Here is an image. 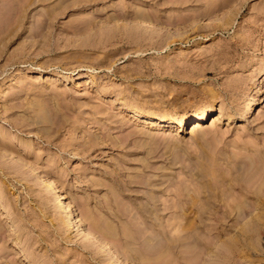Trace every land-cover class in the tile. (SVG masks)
<instances>
[{
	"label": "rangeland",
	"instance_id": "obj_1",
	"mask_svg": "<svg viewBox=\"0 0 264 264\" xmlns=\"http://www.w3.org/2000/svg\"><path fill=\"white\" fill-rule=\"evenodd\" d=\"M28 2L0 0V141L8 148L6 156L0 157L4 165L0 164V199L11 212L7 216L0 209L4 227L0 247H9L4 262L114 264L94 243L101 234L88 220L67 225V212L57 207L54 191L45 184L44 179L50 178L56 190L62 187L63 201L76 197L72 205L76 214L86 207L96 218L114 224L120 237L108 238L107 245L114 244L119 262L134 264L133 252L123 254L119 229L120 220L130 218L119 214L122 205L106 201L113 192L119 193L130 212L152 189L166 214L165 206L175 205L177 197L181 201L184 185L197 186L186 172L187 157L214 154L225 159L230 154L248 155L249 147L251 155L253 150L264 151V78L258 81L264 71V0H98L84 11L81 6L68 7L45 23L44 32L28 31V20L41 7L49 10L54 1L36 0L30 6ZM132 2L144 7L150 25L132 22V13L127 12ZM101 5L105 8L99 12ZM82 12L92 14L89 29L76 25V14ZM110 13H117L118 23L111 21ZM18 16H22L20 23ZM16 70L23 74L16 77ZM210 88L218 96L214 110L199 121L201 132L189 133L197 121L187 120L171 135L156 137L161 145L180 142L181 152L187 154L181 159L183 169L162 168L163 162L153 161L142 146L145 135L133 118L121 113V102L168 115L186 114L208 104ZM35 101L52 107V114L61 115L58 121L50 124L34 116ZM228 205H215L223 221L216 226L229 227L228 232L257 210L247 204L244 216L235 219ZM259 207L262 227L257 248L250 246V234L237 232V245L243 249L234 252L241 257L228 256L225 262L222 254L228 253L219 246L218 264H264V204ZM191 209L186 210L188 216L194 214ZM86 227L93 228L91 238L85 236ZM224 235L220 232L219 240ZM15 236L19 243L12 241Z\"/></svg>",
	"mask_w": 264,
	"mask_h": 264
},
{
	"label": "bare ground",
	"instance_id": "obj_2",
	"mask_svg": "<svg viewBox=\"0 0 264 264\" xmlns=\"http://www.w3.org/2000/svg\"><path fill=\"white\" fill-rule=\"evenodd\" d=\"M35 1L29 0V2H28L29 6ZM41 1H44V0H41ZM53 1H54V3L52 5V7L47 11L44 10L45 8L42 9L43 7L40 8V11H36V10L34 11L33 10L34 13H31L32 14V15H30L31 18H30V20H28V23H29L28 31L32 32L35 29L37 31L42 30V28L46 26L45 25L46 22H48V23L52 22V20L57 15L64 13L68 7H72V6L74 7L75 5H77V6H81V9L84 11L85 8H87L86 6L89 5V7H90L91 5H94V4L96 5L97 4L96 2H98V0H53ZM131 7H132L130 9L131 11H129L127 9V12L132 13L131 15L133 17V19H132L133 23H135V22L147 23L150 25L151 21L148 20L150 18L148 17V15H147L148 13H146V10L144 9V7H141V6L139 7L138 4H134L133 2L131 4ZM104 8H105V6L101 5L97 9V11L102 12V10H104ZM114 9H115V7L113 8V10ZM37 14L41 16V21L37 20L38 19ZM111 14H113V13H110V15ZM116 14L117 13L113 14V17L111 20V21H113V23L119 22V19L116 16ZM76 15H77V18L79 19L78 20L79 22L76 21L77 27L79 29L82 28L83 30L86 28L89 29L90 21L93 19V18H91V15H92L91 12H85L83 14H76ZM20 17L19 16L17 17V22H19V23L22 20V16H20ZM184 20H185V18H184ZM36 21H38V22H36ZM205 24H206V22H205ZM42 31H41V36H43ZM1 32H3L2 29L0 31V34H1ZM39 34H40V32H39ZM46 34H47V32H46ZM41 36H40V38H41ZM0 39H1V37H0ZM21 73L23 74L22 70H16L14 75L16 77H20ZM259 76H262V78L260 80L258 79V81L260 82L264 78V71ZM70 77H72V76L70 75ZM87 78L91 82L95 81L94 76L92 74H88ZM51 79L57 80L58 78L56 76H52ZM30 86H31V83H30ZM208 91L210 93V95H209L210 99H209L208 104L201 105V106H195V108L191 109L192 111L190 110L189 112H187L189 114L186 113L187 115L183 114V113H177L176 115H168L164 112L161 113V112H157V111H151L148 109L144 110V109H140V108H137L135 106H131V105L127 104V102L123 99L122 100L124 102L123 101L121 102L123 105H120L119 108H120L121 113L122 112L125 113L124 114L125 116H128L129 118H133L132 120H134L135 126L138 129V131H141L142 134L144 133L145 139L143 141H141V144H142V146H144L146 148V150H147L146 152L148 154H150V158L153 159V161H160L161 163L163 162L162 164H164V165H162V168H166L169 170H171L172 168H176V167L182 168L181 159L184 157L185 154L181 152L182 149H180L181 147H180V145H178L180 142L178 143V141H176V143H175V141H173L174 142L173 144H171L172 142H168L170 144H167V143L164 144L163 143L164 145H161L156 140V137L159 135L161 136L162 134H163V136H164V134L165 135L167 134V136H168V134L171 135L170 133H172L171 131H172V129H174V127L177 130H179L180 128H183V126L185 125L187 120L188 121H197L196 123H194L190 127L189 133L196 134V132H198V131L201 132V128H200L201 126L199 124V121L201 119H204L205 117H207V115L210 114L214 110L215 98L218 96L214 92V90L213 91L211 90V88ZM0 92H1V89H0ZM37 101H35L36 105L33 103L34 106H33V108L31 107L33 110L32 109L31 110L35 113L34 116H37L38 118H40V120H42V119L48 120L47 123H50L49 121L52 122L54 119L57 120L61 116V115L60 116L57 115L55 113L56 111H54L55 114H52L51 111H53V109L51 107V110H50V107L45 104V102H44L45 100L42 102H37ZM254 101H255V97L253 98V102ZM4 107H5V105H4ZM6 108L7 107H5V109ZM206 108L208 109V111L204 110ZM58 112H60V111H58ZM61 113H62V111H61ZM218 116H220V109H219ZM128 117H125V118H128ZM23 118L24 117H22V120H23ZM227 118H229V115L227 116ZM20 120H21V118H20ZM213 120H215V119H213ZM30 121H32V120H30ZM55 121H54V123H55ZM60 123H63V121L61 120ZM28 124H30V123H28ZM55 125H56V123H55ZM56 127L57 126H55V129H56ZM46 131H48V130H46ZM152 131H154V132H152ZM242 148L245 149L246 147L244 146ZM247 148L245 149L246 153L248 152ZM250 149L251 148L249 147V153L250 154H248V155H244V154L243 155L242 154L231 155L230 154L231 156L228 155L229 157L227 158V156H226L225 159H224V157H222L220 155L218 156V155H214V154L209 155V156L206 155L205 157H202L203 155L200 157L197 156L194 158L187 157L188 167H187L186 172H188L187 173V174H189L188 176H190V178L195 181V182L194 181H192V182L196 183L195 185H197V186L191 187V188H193V189H191V188L187 187L189 185H187V184H186L187 186L184 185L186 187L183 186L181 188L182 190L180 189L182 191L181 196L184 197V198L182 197L183 200L181 198V201H180V197H177L179 202H176V203L174 202L175 205L165 206L164 209L165 208L169 209L166 214L162 213L163 210L160 209V205H157L156 195L152 189H148L146 191V197H144L143 200H138L139 201L137 204L138 206L135 205L136 208L134 207V210L130 209V212L128 211L129 207L126 208L127 207L126 206L124 208V203L119 200V193L113 192L111 199L110 198L106 199V201H108L107 203H109V205H111V202L114 205H122L123 209L120 208L121 206L120 207L118 206L119 207L118 208L119 214H122L123 216L128 215L127 217H129L131 219V220L130 219L128 220V218H126V216H125L124 221L122 219L120 220V222L121 221L123 222V223L121 222V224H120L121 227H119V229H121L120 233L122 234V237L120 239L123 240L122 242L124 245L123 250H122L123 254L127 253V252H133L131 259L133 260L134 264H218L217 261L215 260V257L218 256L217 253H219V252H216V250L218 249L219 246H222L224 248V250L228 253V254L223 253L225 256L223 254H222V256H223V258H225V262L226 261L229 262L228 258H230V257H228V256H234L235 255L234 251L239 250V248L243 249V247H239L240 244L237 245V240H236L237 232L238 233L241 232L242 235H243V233L250 234V238H249L251 240L250 246L257 248V244L259 245V242H261V241H259V239H261V237L259 238V235H260L259 231H261L260 228L262 227L261 226L262 224L260 225L261 222H259L260 216H259V213H257V211L262 210V209H260L259 205L264 204V196H263L264 195V151H259V150L254 151L253 150L254 153H252V155H251ZM6 151H8L6 144L4 142L0 141V157L1 158H2V156H6ZM163 154H165V155H163ZM0 164H1V162H0ZM179 164H181V165H179ZM222 165H224L226 168L221 169V167H224ZM1 166H2V164H1ZM6 168L8 169V167H6ZM6 168L4 170H6ZM1 169H3V168L0 167V170ZM1 172H2V170H1ZM168 176L169 175H166V178ZM191 179H189V180H191ZM44 181H45L47 188L54 191V200L56 201L57 207L61 211L67 212L66 213V215L68 216V219L66 220L67 225H74V224L78 225L80 223H83L82 220H84V219L88 220L89 224L94 229L99 231V232H97V234H101L100 236L98 235L99 237L96 236V238L94 240L95 241L94 243H96L99 250H102L104 253L107 252V254L110 256V258L114 259V262H112V263L123 264V263L119 262V259L116 256V252H118V251H117L116 247L114 246V244L111 243L113 245H110V244H109L110 246L107 245V243L109 242L107 240L108 238H110V239L112 238L113 240L115 238V240H116V238L120 237V236L119 237L117 236V232H116L117 230L113 227L114 224L113 225L112 224H106V222H104V219L96 218L92 214V212L89 209H87L86 207L85 208L83 207V209L81 211L79 209L78 210L79 212H77V214H76V212H74V209L72 208V205L75 204L76 197L73 196L70 198V200L63 201L62 199L65 195H62V193L60 191V188H62V187H60L59 189L56 190V185H54L52 183V180L50 178H45ZM192 182L189 181V184ZM109 192L112 193V188L109 189ZM178 195H179V193H178ZM183 202L188 204L187 208L192 207L191 211H193L194 217H192L193 215L192 216L189 215L190 217L187 215V213H186L187 208L185 207L186 205L185 206L183 205V204H185ZM80 203H83V202H80ZM134 203H136V202H134ZM5 204H6V202L0 199V209L3 211L2 213L5 212V214L7 216H9L11 214V212H10V209L8 208V206ZM77 204H78V202H77ZM216 204H218V205L219 204H221V205H223V204L228 205L229 204L230 206L228 205L227 207L231 208V211L233 212L235 219H236V217L244 216V214H243V212H245L244 207L247 204L256 205L255 209H257V210L254 213H252L251 216L249 215V217L244 216L245 220L240 225L239 228L233 226L232 232H228L227 230L229 227L228 228H226V227L221 228L222 225H220V223H219L220 228L217 227L218 224L216 226V223H218L219 220L222 219L221 217L217 216V214H216L217 213L216 212L217 210L215 208ZM81 205H84V203ZM132 205H134V204H132ZM109 208H111V207H109ZM258 208H259V210H258ZM219 211H220V209H219ZM220 213H221V211H220ZM223 214L226 215L227 213L222 212V215H221L222 217H223ZM256 215H258V217L256 219L253 218ZM164 217H166V219H164ZM225 218H227V215ZM221 222H223V221H221ZM237 222H238V220H237ZM222 224H224V223H222ZM3 228H4L3 225L0 223V231ZM90 229H91L90 227H86V229H84L85 236L87 238H89L91 235L92 229L91 230ZM220 232H225L223 240H219V238H218ZM95 233H96V231H95ZM18 239H19L18 236L17 237L15 236L12 241L15 243H19L20 241L18 242ZM93 239H94V237H93ZM260 244H262V243H260ZM7 246H5L3 244L0 247V264H5V262H4L6 259L5 258L6 257L5 252H6ZM105 246H108L107 249H103ZM20 252L22 254H24V252L21 249H20ZM239 253H237V255ZM127 256H125V257L127 258ZM219 256H220V254H219ZM237 257L239 259V257H241V256L238 255V256H236V258ZM222 261L224 262V260H222ZM223 262H221V263H223ZM12 263L16 264L17 262H12Z\"/></svg>",
	"mask_w": 264,
	"mask_h": 264
}]
</instances>
